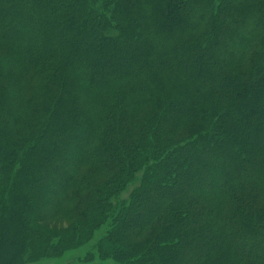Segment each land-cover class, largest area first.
Returning <instances> with one entry per match:
<instances>
[{
  "label": "trees",
  "instance_id": "16d2710c",
  "mask_svg": "<svg viewBox=\"0 0 264 264\" xmlns=\"http://www.w3.org/2000/svg\"><path fill=\"white\" fill-rule=\"evenodd\" d=\"M108 219L117 264H264V0H0V259Z\"/></svg>",
  "mask_w": 264,
  "mask_h": 264
},
{
  "label": "rangeland",
  "instance_id": "374dc122",
  "mask_svg": "<svg viewBox=\"0 0 264 264\" xmlns=\"http://www.w3.org/2000/svg\"><path fill=\"white\" fill-rule=\"evenodd\" d=\"M79 173L84 177H89V175H92L95 178H102L100 174H95L87 166H83L79 170ZM128 189L121 195V197L118 198V200L127 199L130 192L128 191ZM73 192L74 189L70 191V193ZM73 206L74 205L72 203H66L64 205V208H71ZM110 224H112V220L108 219L106 224H104L94 232L92 238L88 242H86L85 244L78 245L72 249H69L61 255H52L47 254V252H44V255L39 254V257H37L38 254H36V251L32 250V248L29 246V250H26L27 253H25L21 264H87L85 262V258L87 257V255L90 256L92 264H117L111 258L103 259L101 257V252L98 249V246L102 239L105 237L106 231L108 230ZM41 227L50 232H60L64 231L67 228V226L65 225V221H63L62 218H57L56 220H53L47 223L46 225H42ZM57 236H59L57 239L60 240L65 235L56 233V236L54 235L53 237L55 238ZM31 242L32 241L29 240L27 243L30 244ZM53 242L58 241L56 239H53ZM26 246L28 247V245ZM5 260L6 258L0 259V264H6Z\"/></svg>",
  "mask_w": 264,
  "mask_h": 264
}]
</instances>
